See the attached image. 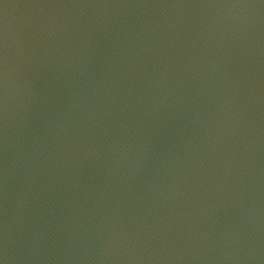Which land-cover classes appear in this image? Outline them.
<instances>
[{"label":"water","instance_id":"1","mask_svg":"<svg viewBox=\"0 0 264 264\" xmlns=\"http://www.w3.org/2000/svg\"><path fill=\"white\" fill-rule=\"evenodd\" d=\"M0 264H264V0H0Z\"/></svg>","mask_w":264,"mask_h":264}]
</instances>
